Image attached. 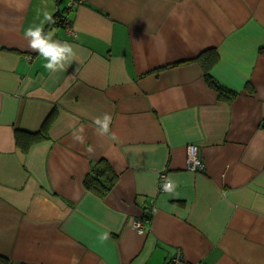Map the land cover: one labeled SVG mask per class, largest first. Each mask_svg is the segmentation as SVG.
I'll list each match as a JSON object with an SVG mask.
<instances>
[{
	"label": "crops",
	"instance_id": "1",
	"mask_svg": "<svg viewBox=\"0 0 264 264\" xmlns=\"http://www.w3.org/2000/svg\"><path fill=\"white\" fill-rule=\"evenodd\" d=\"M57 10L67 23L45 20ZM41 24L75 46L55 72L24 37ZM211 52L229 99L205 80ZM100 159L118 175L103 197L83 184ZM0 254L264 264V0H0Z\"/></svg>",
	"mask_w": 264,
	"mask_h": 264
},
{
	"label": "clouds",
	"instance_id": "2",
	"mask_svg": "<svg viewBox=\"0 0 264 264\" xmlns=\"http://www.w3.org/2000/svg\"><path fill=\"white\" fill-rule=\"evenodd\" d=\"M45 20L50 23H55L53 17L49 14H45ZM54 32H45L43 24L38 26H30L24 32L25 39L28 40V47L31 51L37 52L42 56L47 63L44 67L50 72H55L64 67L65 63L70 61L74 55L75 46L64 41L53 39ZM112 123V117L110 114L105 113L103 118H97L95 124L98 125V131L101 134H105L109 131V126ZM83 132V128L79 130ZM79 141H83L82 136L75 137ZM170 183L165 184V190H170ZM106 234L101 236V239H105Z\"/></svg>",
	"mask_w": 264,
	"mask_h": 264
},
{
	"label": "trees",
	"instance_id": "3",
	"mask_svg": "<svg viewBox=\"0 0 264 264\" xmlns=\"http://www.w3.org/2000/svg\"><path fill=\"white\" fill-rule=\"evenodd\" d=\"M60 12L61 11L57 10L56 13H54V24H62L63 19L60 20V18H57L60 16ZM215 61L216 56L212 52L208 56H205V61H202L205 68V80L216 90L220 99H229L235 94V91L218 83L209 73L210 67L215 63ZM39 134L41 136L45 135L44 131L40 132ZM38 138L39 137L35 136L33 139L36 140ZM117 177L118 175L112 169L111 165L105 159H100L96 164L93 165L90 172L85 176L83 184L86 189L100 197H103L111 190L117 180ZM0 264H8L7 258L2 254H0Z\"/></svg>",
	"mask_w": 264,
	"mask_h": 264
},
{
	"label": "built area",
	"instance_id": "4",
	"mask_svg": "<svg viewBox=\"0 0 264 264\" xmlns=\"http://www.w3.org/2000/svg\"><path fill=\"white\" fill-rule=\"evenodd\" d=\"M85 0H66V9L71 10L73 9L76 5L84 2ZM66 12V11H65ZM67 13V12H66ZM60 20L63 19L62 23H67L68 21V14H65L64 12H60V16L57 17ZM204 167L203 161L199 155L198 152V147L195 143H188L186 145V158H185V168L192 170V171H200ZM158 181L160 184V189L165 190V184L170 183V180L166 176L165 171H161L158 175ZM135 226L138 229H142L143 223L142 221H137L135 222ZM180 259L179 253L176 252L174 253L173 256H171L168 261L170 263H175ZM190 264H202L201 262H194Z\"/></svg>",
	"mask_w": 264,
	"mask_h": 264
}]
</instances>
